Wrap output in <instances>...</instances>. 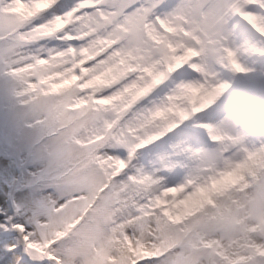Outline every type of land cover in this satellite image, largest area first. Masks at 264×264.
<instances>
[{
    "label": "snow or ice",
    "instance_id": "1",
    "mask_svg": "<svg viewBox=\"0 0 264 264\" xmlns=\"http://www.w3.org/2000/svg\"><path fill=\"white\" fill-rule=\"evenodd\" d=\"M168 7L0 0V74L30 110L38 182L53 190L31 204L0 199V264H264V145L207 122L175 127L202 131L215 150L173 142V126L149 131L183 82L204 77L196 117L230 87L207 70L210 51L251 71L233 36L243 25L264 40V0ZM209 32L231 38L228 64L201 41Z\"/></svg>",
    "mask_w": 264,
    "mask_h": 264
},
{
    "label": "rangeland",
    "instance_id": "2",
    "mask_svg": "<svg viewBox=\"0 0 264 264\" xmlns=\"http://www.w3.org/2000/svg\"><path fill=\"white\" fill-rule=\"evenodd\" d=\"M180 0H166V3L169 7L165 10L166 12H171L178 4ZM247 32H243L241 29L235 32L233 36V41L236 44H239L241 47L245 48V51L241 55V62L246 68L251 69V71L247 73H236L232 72L231 70H225L218 72L217 80L219 82H226L230 85V87L217 99L212 107H216L217 102L221 101L225 95H227L230 91L240 90L242 92H246L247 90H256L257 93L254 96H246L244 99L239 100L238 102H242L241 104L244 105L243 113L238 111H233L232 113L229 109L225 111H221L219 114V118L217 115L211 114L210 116L204 117L201 119L200 117H195L191 122V125H196L197 123L207 122L212 123L215 126H218V120L222 118L223 115H231V121L227 122L226 126L229 132L233 135H239L243 137V146L248 147L244 141H247L249 145L248 148H256L261 145H264V133L261 132L260 124L264 123V56L258 54V52L251 51V48L264 50V40L259 39L254 33H252L249 29ZM31 45L26 46V49L31 51ZM43 48L36 49V51H42ZM227 74L228 81L224 79V74ZM3 74H1L2 76ZM5 80V76L3 78ZM0 77V98L2 99V112L3 116L1 117L0 121V134H4L5 131V111L8 108L7 103L9 102V93L6 90V86L8 85L13 92L14 96V86L12 81L5 82ZM17 99V98H16ZM250 99V100H249ZM15 104L19 106L18 100H14ZM7 102V103H6ZM238 113L239 117L237 116ZM30 113V111H28ZM229 113V114H227ZM207 115V112L204 113ZM201 115V114H200ZM199 115V116H200ZM209 115V114H208ZM248 115L250 119L246 120L252 121L254 125H249V123H241L239 118H245ZM19 116V112L11 111V119H16ZM30 116V115H29ZM28 116V117H29ZM27 120L30 123V117ZM257 129V130H256ZM259 131V132H258ZM29 133V132H26ZM33 133V132H32ZM38 136L37 130L29 137V148L24 149L26 146V141H22L20 146L17 147L20 150V161L11 160L7 157L11 156L12 154L8 153L5 154V144L4 154L0 151V199L8 200L9 196L13 195V198L20 204H31L33 202L42 200L44 197L52 194L53 190L41 187L40 183L38 182L39 174L43 171L44 164L39 159V149L37 147L36 139ZM7 137H10L7 136ZM1 141L3 140L0 137ZM183 141L184 143L188 144L189 146L193 147L197 150H213L218 146L213 145L210 141H208L205 137V133L202 131H190L187 127L183 130H178L175 141L178 142ZM4 142V140H3ZM208 144V147L203 146ZM34 144L33 148V155L32 157H27L28 152L32 149L30 148L31 145ZM16 146L14 142H11L10 147ZM10 147L8 151H10ZM27 148V147H26ZM155 152H167L171 150V143L169 145L161 144L159 147L154 148ZM16 154V153H14ZM17 163V164H16ZM23 163L26 165V169H24L23 179H22V172L18 170V166ZM17 176H21L19 181L20 184L16 186L18 182L16 181ZM14 186H16V190L14 191Z\"/></svg>",
    "mask_w": 264,
    "mask_h": 264
},
{
    "label": "clouds",
    "instance_id": "3",
    "mask_svg": "<svg viewBox=\"0 0 264 264\" xmlns=\"http://www.w3.org/2000/svg\"><path fill=\"white\" fill-rule=\"evenodd\" d=\"M227 35V33H225ZM201 41L205 42L207 44L208 41H216L215 44L209 45L210 48L219 50L218 55L220 57L224 58V64H228V53L224 51L225 48L229 47L231 38L229 40L223 39V37L218 36L216 34H213L209 32L207 35L203 33H199ZM193 46L199 48L200 45L196 44L195 41L191 42ZM232 47H235V44L233 43L231 45ZM158 55V54H157ZM217 52L216 51H210L209 56L207 57V65H208V71L213 72H221L225 70H230V66L228 69H225L222 65L218 64L217 62ZM162 70L163 65L160 66ZM215 83V81H212ZM204 83V77L202 75H197V77L191 81H185L183 82V85L180 87H175L173 90V98L171 101L167 102L168 107L164 109L162 113H160V118L157 119L156 123L159 125H162L160 128H153L149 131L154 132H161L165 131L166 127L173 126L174 130H178L175 125L183 126V123H188L192 121L197 113V110L199 109L202 100H201V92L198 91L200 84ZM182 122V123H181ZM143 135V133H141ZM147 139L148 137L145 136ZM219 147L217 144H213ZM214 148L213 150H215ZM234 151V150H233ZM241 157H237V159H240ZM220 167H223L222 164H220Z\"/></svg>",
    "mask_w": 264,
    "mask_h": 264
},
{
    "label": "bare ground",
    "instance_id": "4",
    "mask_svg": "<svg viewBox=\"0 0 264 264\" xmlns=\"http://www.w3.org/2000/svg\"><path fill=\"white\" fill-rule=\"evenodd\" d=\"M229 105H232V106H229ZM220 107H222V111H225L229 107L231 110H233V108H234L235 111H239L241 113H243L245 111V110H243V108L241 109V107L238 103L232 102L231 100L224 102V104L220 105ZM212 112H214V110ZM231 113H232V111H231ZM219 114L217 115V118H219ZM227 114H229V113H227ZM246 117L248 118L249 116L246 115ZM231 118H232V116L230 114L229 115H223L222 118L218 120V126H223V124H225V121L229 122V121H231Z\"/></svg>",
    "mask_w": 264,
    "mask_h": 264
}]
</instances>
